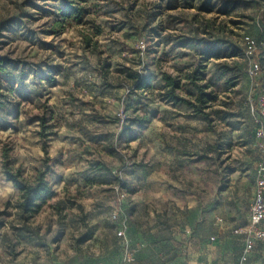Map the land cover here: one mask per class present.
Masks as SVG:
<instances>
[{
	"label": "rangeland",
	"instance_id": "obj_1",
	"mask_svg": "<svg viewBox=\"0 0 264 264\" xmlns=\"http://www.w3.org/2000/svg\"><path fill=\"white\" fill-rule=\"evenodd\" d=\"M60 4L0 0V56L15 60L0 83V264H121L118 200L136 250L126 264H194L211 235L245 222L252 200L264 47L248 56L243 37L264 40L261 0H85L86 23L46 33ZM131 72L150 87L135 89ZM164 73L197 106L203 86L209 121L162 95ZM140 116L143 127L131 120ZM5 149L29 180L49 158L56 193L27 220L3 173Z\"/></svg>",
	"mask_w": 264,
	"mask_h": 264
},
{
	"label": "trees",
	"instance_id": "obj_2",
	"mask_svg": "<svg viewBox=\"0 0 264 264\" xmlns=\"http://www.w3.org/2000/svg\"><path fill=\"white\" fill-rule=\"evenodd\" d=\"M49 13L52 14L54 18L51 21H49V25L46 28L45 32L56 35L57 33L61 32L67 25L86 23V16L89 13V9L85 4V0H61L60 6L55 11H51ZM94 27H95L94 31L92 32L93 35H97L102 31L99 26L96 25ZM89 40H90L89 37L85 38L86 42H89ZM190 41L191 39H186L180 42V45H184L185 43L187 44ZM199 42L203 44L204 43L207 44L203 40H199ZM261 47H264V45ZM209 51L210 48H208V53ZM14 63L15 60L0 56V83L2 80V76L7 75L9 72L8 66H12L14 68ZM194 75L195 73L192 74L190 78L192 83H196L195 81L199 79L197 76ZM39 77L38 79L41 80L47 79L43 74L39 75ZM127 78L131 80L132 86L135 89L145 90L146 88L150 87V77L147 75L143 76V75H139L138 73L131 72V74H129ZM163 80H164L165 90L163 91L162 95L166 99L188 104L190 107L194 108L195 116H199L200 119H202L205 122L209 121L208 113L204 112L201 108L206 106V103L208 102L209 99H211V96L209 94L203 93L202 85L196 84V87L198 89L196 99L197 101L202 103L200 106H197L193 102L180 97L176 93V89H178L179 87L177 79L164 73ZM4 97L5 94L0 85V108L4 107V102L2 100ZM39 119H40L39 123L41 127L44 128L43 130L39 131V135H41L42 137H46L49 134V132H44V131L49 126L48 124H44L45 121L43 117H40ZM131 120L138 127H143L145 124H147L150 121L145 116H140L136 118L133 117L131 118ZM254 127H255V123L253 125V130H252L253 136H254ZM48 159H49L48 156H45L43 158L44 167L37 168L34 178L32 180H29L21 175L20 168H15V169L11 168L9 156L6 152V149L3 152V161H2L3 173L5 179L11 182L14 188L17 189L19 192V207L21 210V217L23 220H27L34 213H36L41 208L42 204L46 200L52 198L56 193L52 183L48 180L46 176L50 168L48 164Z\"/></svg>",
	"mask_w": 264,
	"mask_h": 264
},
{
	"label": "built area",
	"instance_id": "obj_3",
	"mask_svg": "<svg viewBox=\"0 0 264 264\" xmlns=\"http://www.w3.org/2000/svg\"><path fill=\"white\" fill-rule=\"evenodd\" d=\"M264 10V0H261ZM243 40L247 46L246 54L251 55L258 47L264 45V41H258L245 35ZM259 71V63L252 59L249 67V74L254 77ZM256 117L254 127L255 145L257 147V158L255 165V181L252 193V200L248 207V218L246 223L232 228L231 232L242 238V249L239 254V261L244 263L248 259L249 253L256 244L264 243V95H256ZM253 111V106H251ZM110 219L116 223L115 235L121 250L120 262L126 264L134 261L135 250L131 247L127 237L128 216L122 207L121 202L115 204L110 212ZM217 222L221 223L222 218L216 217ZM214 240V237H210Z\"/></svg>",
	"mask_w": 264,
	"mask_h": 264
},
{
	"label": "crops",
	"instance_id": "obj_4",
	"mask_svg": "<svg viewBox=\"0 0 264 264\" xmlns=\"http://www.w3.org/2000/svg\"><path fill=\"white\" fill-rule=\"evenodd\" d=\"M217 216L218 215L215 216V220ZM247 218H248V212L246 214V220L244 223H246ZM216 223L220 226L221 229H223L224 227L222 225L223 222L219 223L216 220ZM235 226L228 227L229 235L221 234L219 238L216 235H211L214 237V240L212 241H215L214 242L215 244L207 247L206 253L204 254L203 258L197 260L194 264H264V243L255 245L253 250L249 253L246 262L241 263L239 261V254L242 249V238L238 235H234L231 232L232 228ZM220 233L221 232H218V234ZM114 235H115V231H114Z\"/></svg>",
	"mask_w": 264,
	"mask_h": 264
}]
</instances>
